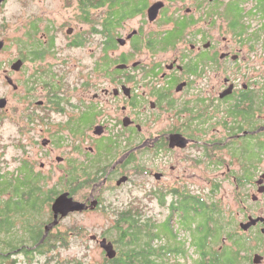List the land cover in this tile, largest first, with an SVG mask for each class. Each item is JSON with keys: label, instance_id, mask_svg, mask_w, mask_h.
<instances>
[{"label": "flooded vegetation", "instance_id": "obj_1", "mask_svg": "<svg viewBox=\"0 0 264 264\" xmlns=\"http://www.w3.org/2000/svg\"><path fill=\"white\" fill-rule=\"evenodd\" d=\"M53 1L69 17L31 4L17 38L13 0L0 4V83L27 100L32 145L64 155L50 168L62 187L44 232L69 193L85 209L48 236L104 213L111 229L89 238L117 250L114 228L133 210L150 224L153 264H264V0ZM24 161L47 183L45 163L37 171L26 151ZM133 184L134 206L110 200Z\"/></svg>", "mask_w": 264, "mask_h": 264}, {"label": "rangeland", "instance_id": "obj_2", "mask_svg": "<svg viewBox=\"0 0 264 264\" xmlns=\"http://www.w3.org/2000/svg\"><path fill=\"white\" fill-rule=\"evenodd\" d=\"M31 4L38 7V9H36L38 12L43 13L47 10L48 13H45L46 17H53L58 19L59 22L66 19L67 15L69 17L70 14L69 12L66 14L60 11L63 10V8L61 9L60 7L57 8L55 6V9L53 0H47L44 4H42V2L36 3L34 1L31 3L30 0H13V2L8 6V15L13 23L11 35L13 38L21 36L23 30H25L23 26L30 20V13L35 11V9L31 8ZM251 4L253 5L254 2ZM139 19L137 18L132 20L129 26H136V22ZM37 23L38 22H35L34 24L37 25ZM6 90L2 87V83H0V96L7 95L9 98V106L12 109L3 110V112L0 113V172L11 173L16 171V169L20 166V162L24 160L26 151L28 152L30 159L34 162L37 171L40 170V163H45V172L50 173V168L56 165L55 157L64 156L62 155L63 152L58 150L56 153H52L49 156L45 154L42 155L41 145L39 144V148L37 145H32L33 141L31 138L37 139V133L40 132V129L35 126V131L31 135H26L24 132V115L27 110L21 109L27 105V100L22 99L23 93H21V91L20 94H17L12 91L10 92V90ZM23 90L24 89H22V91ZM50 117L52 124L48 127L50 129H54L56 125H53V123L56 124L59 121L60 116L51 114ZM45 134H47V131ZM27 140L30 145H28ZM24 145H26L25 149L23 148ZM51 171L52 173L47 180V188L45 189L48 194H52L49 192L55 189L61 190L60 188L62 187V182L60 181L62 177L61 172L58 169ZM137 197H139L137 200L139 202L140 198L143 196L141 192L137 190L136 185L133 184L124 189L120 195L110 198V200L118 202L120 206L129 207L134 206L132 203L135 202ZM143 201L146 202L147 200ZM149 203L150 200L147 201L146 206H148ZM146 210L150 212L148 207ZM50 211L51 207L46 206V209L43 212L42 221L46 223L48 222ZM112 222L113 220H111V218L106 216L104 213L88 214L69 218L65 220L63 224L53 233L54 236L59 238L66 237L68 239V243L65 246L57 247L54 250L51 248L46 251L45 255L39 256L34 260H26L23 256H21V258L18 259L19 263L104 264L106 257L103 250L99 246H95V244L92 243L89 235L100 234L104 232V230L111 229Z\"/></svg>", "mask_w": 264, "mask_h": 264}, {"label": "trees", "instance_id": "obj_3", "mask_svg": "<svg viewBox=\"0 0 264 264\" xmlns=\"http://www.w3.org/2000/svg\"><path fill=\"white\" fill-rule=\"evenodd\" d=\"M25 163L21 161L14 172H0V264H20L21 256L34 260L35 253L45 255L49 249L68 243L66 237L52 233L43 241L46 224L42 221L43 212L46 206L50 207L58 190L46 193V182L32 178ZM132 212L127 211L123 223L115 226L117 257L104 264H153L150 224L141 226Z\"/></svg>", "mask_w": 264, "mask_h": 264}, {"label": "water", "instance_id": "obj_4", "mask_svg": "<svg viewBox=\"0 0 264 264\" xmlns=\"http://www.w3.org/2000/svg\"><path fill=\"white\" fill-rule=\"evenodd\" d=\"M2 1L3 0H0V4ZM157 6L158 5H155L149 10L150 20L156 19L158 14ZM84 209H85V204L74 201V199L69 196V193H64L58 196L52 205V211L55 220L54 222L50 223L45 227V236L43 241L48 236L49 232L55 226L58 225L60 216L64 218L68 216L70 213L83 211ZM93 239L96 240L97 238L93 237ZM100 246L101 249L104 251L107 259L113 260L117 257V250L115 249L114 244L112 242H108L107 239H103L102 241H100Z\"/></svg>", "mask_w": 264, "mask_h": 264}]
</instances>
